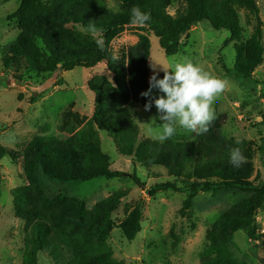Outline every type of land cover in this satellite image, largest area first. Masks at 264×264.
<instances>
[{
	"label": "trees",
	"instance_id": "1",
	"mask_svg": "<svg viewBox=\"0 0 264 264\" xmlns=\"http://www.w3.org/2000/svg\"><path fill=\"white\" fill-rule=\"evenodd\" d=\"M107 1L21 0L19 8L7 18L18 22L20 35L6 50V69L20 71L15 80L21 84L24 75L46 76L39 88L33 90L31 103L63 84L55 82L59 72L92 70L105 63L114 76L113 82L104 75L89 80L88 88L95 94L90 119L76 112L74 105L62 112L57 129L68 136L66 139L36 135L22 152L0 147V161L4 158L21 161L26 177L27 185L19 190L17 218L24 222L30 236L27 251L30 264H39L38 256L47 246H52L49 257L54 262L59 250L65 247L72 253L68 264H125L114 257L109 244L111 232L117 227L128 242H133L142 231L144 200L125 203L126 216L116 226L113 218L124 203V192L90 209L77 198L62 194L49 198L37 176L41 171L62 185L123 177L122 172L111 169V159L102 150L99 131L110 135L121 155L133 158L145 168L161 166L169 177L181 181V187L176 182H167L150 187L146 193L150 197L168 191L186 194L180 211L183 218L201 193L251 195L231 207L212 226L201 264H240L231 250L232 237L238 231L246 232L264 251V235L256 222L257 215L264 211V180L261 173L254 176L252 146L221 137L223 116L217 115L208 132L195 141H178L174 132L159 143L140 139L139 125L124 112L129 104L144 108L146 103L147 98L140 93L149 88L151 41L146 34L150 33L159 39L166 56L172 57L180 52L182 40L193 27L208 21L215 30L230 32L227 43H235L237 52L234 75L241 81H253V73L264 63V22L258 0H113L119 11L111 10ZM175 2L181 7L171 15L169 8ZM133 6L151 13L145 26L130 23ZM241 10L249 12L256 22L247 41L239 18ZM83 31L97 32L99 43ZM126 32L138 34L139 39L127 59L118 62L112 44ZM161 94L153 89V96ZM150 111L157 112L154 104ZM236 147L246 157L240 168L229 163L230 150ZM260 150L264 156V148ZM132 178L137 185H144L136 175Z\"/></svg>",
	"mask_w": 264,
	"mask_h": 264
},
{
	"label": "rangeland",
	"instance_id": "2",
	"mask_svg": "<svg viewBox=\"0 0 264 264\" xmlns=\"http://www.w3.org/2000/svg\"><path fill=\"white\" fill-rule=\"evenodd\" d=\"M107 3L111 10L119 11L116 2L108 0ZM20 4L21 0H0V147L16 152H22L36 135L66 139L68 136L57 129L62 112L74 105L76 112L90 119L94 112L95 94L88 88L89 80L95 75L107 76L112 82L114 79L105 63L92 70L76 68L70 72H59L55 82L63 84L46 91L31 103V97L35 96L33 90L39 88L46 76L24 75V84H21L15 80V75L21 72L8 70L4 64L7 48L20 35L18 22H11L7 18ZM258 4L264 22L263 1L258 0ZM180 7L179 2H175L169 8V13L175 15ZM239 18L245 32L244 41H247L256 25L254 16L241 10ZM83 33L99 43L97 32ZM146 35L151 41L150 65L156 66L158 77L165 70H174L176 63L191 61L225 82L224 91L212 104L214 118L217 115L223 116L219 133L225 140L245 141L252 146L255 151L254 176L261 173L264 180V156L260 150L264 148V63L253 73V81L237 79L234 75L236 45L233 42L227 43L230 32L215 30L208 21L194 26L188 37L182 40L180 52L172 57L166 56L154 34ZM138 39V34L130 32L115 39L112 44L115 59L118 62L125 61ZM150 73L153 74L152 68ZM124 112L139 125L140 139L163 142L158 137L163 133L161 125L164 122L158 119L157 112L145 111L132 104L127 105ZM153 117H157L156 123L150 125ZM173 127L178 141H195L199 136L188 133L178 123ZM99 136L103 152L111 159V169L122 172L124 176L115 179L98 178L79 185H62L39 171L37 176L46 195L51 199L59 194L77 198L91 209L114 194L124 192V203L113 218L116 226L126 216L125 203L144 200L146 207L142 231L133 242H128L117 227L111 232L109 244L115 259L125 264H201V255L209 247L212 226L231 207L251 195L241 192H224L218 195L201 193L195 197L187 217L183 218L180 211L186 194L168 191L150 197L146 193L150 187L167 182H176L181 187L183 185L180 180L169 177L161 166L145 168L133 158L121 155L107 132L99 131ZM133 175L144 185H137ZM25 185L27 181L22 162H13L9 158L1 160L0 264H30L27 255L30 236L25 230L24 222L17 218L19 190ZM256 222L260 234L264 235V211L257 215ZM51 250L52 246L44 248L43 253L38 256L39 264H68L72 259V253L63 247L54 262L49 257ZM231 250L240 264H264V251L244 231L233 235Z\"/></svg>",
	"mask_w": 264,
	"mask_h": 264
},
{
	"label": "clouds",
	"instance_id": "3",
	"mask_svg": "<svg viewBox=\"0 0 264 264\" xmlns=\"http://www.w3.org/2000/svg\"><path fill=\"white\" fill-rule=\"evenodd\" d=\"M151 19V13L143 11L139 6L130 9V23L145 26ZM153 74L149 78V88L140 93L147 98L144 105L145 111H150L155 105L158 119L164 123L163 133L158 139L164 141L174 133L173 125L179 126L188 133L201 135L208 132L214 120L212 104L226 87L225 82L205 72L201 67L191 61L176 63L174 70H165L162 79H158L156 66L150 65ZM153 89H157L159 96H153ZM153 117L150 125L156 123ZM229 163L240 168L246 163L239 147L230 150Z\"/></svg>",
	"mask_w": 264,
	"mask_h": 264
},
{
	"label": "water",
	"instance_id": "4",
	"mask_svg": "<svg viewBox=\"0 0 264 264\" xmlns=\"http://www.w3.org/2000/svg\"><path fill=\"white\" fill-rule=\"evenodd\" d=\"M126 176L130 177L129 175H126Z\"/></svg>",
	"mask_w": 264,
	"mask_h": 264
}]
</instances>
